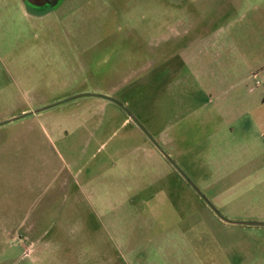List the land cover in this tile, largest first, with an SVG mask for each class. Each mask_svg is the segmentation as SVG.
<instances>
[{"label":"rangeland","instance_id":"374dc122","mask_svg":"<svg viewBox=\"0 0 264 264\" xmlns=\"http://www.w3.org/2000/svg\"><path fill=\"white\" fill-rule=\"evenodd\" d=\"M241 52L264 0H0V264H264V124L217 97Z\"/></svg>","mask_w":264,"mask_h":264},{"label":"crops","instance_id":"0c3cea01","mask_svg":"<svg viewBox=\"0 0 264 264\" xmlns=\"http://www.w3.org/2000/svg\"><path fill=\"white\" fill-rule=\"evenodd\" d=\"M37 1L39 3L36 5L42 9H40V12H36L35 8H33L35 0H19L28 16L41 17L52 9L51 7H47L46 0ZM205 23L208 22L205 19L202 20L203 26H205ZM197 24H199V20L193 21L189 25L187 33L190 32V27L194 28ZM239 56L244 59L245 68L241 70V73L239 71H232L234 74L240 73V76L234 79L230 85L226 86L217 95L218 103L228 112L229 117H224L228 125H237L248 119L254 120L259 124H264V61H252L250 54L244 52H241ZM220 74L226 75V72H220ZM227 74L229 73L227 72ZM221 83L226 84V80L221 81ZM231 130L233 131L234 127H231Z\"/></svg>","mask_w":264,"mask_h":264},{"label":"flooded vegetation","instance_id":"af4514ba","mask_svg":"<svg viewBox=\"0 0 264 264\" xmlns=\"http://www.w3.org/2000/svg\"><path fill=\"white\" fill-rule=\"evenodd\" d=\"M46 2L48 4L47 7H51L52 9H54L58 5V3L60 2V0H46ZM38 3H39V1L35 0V3H34L35 6L33 5V8H35V11L36 12H40L42 10L41 7H38L36 5Z\"/></svg>","mask_w":264,"mask_h":264},{"label":"water","instance_id":"95a60500","mask_svg":"<svg viewBox=\"0 0 264 264\" xmlns=\"http://www.w3.org/2000/svg\"><path fill=\"white\" fill-rule=\"evenodd\" d=\"M224 221L226 222H229V223H236V224H239V223H244V222H236V221H232V220H227V219H224L222 218Z\"/></svg>","mask_w":264,"mask_h":264}]
</instances>
